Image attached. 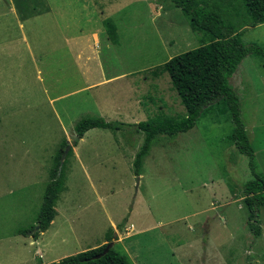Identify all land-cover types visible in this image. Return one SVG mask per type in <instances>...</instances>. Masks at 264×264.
I'll return each mask as SVG.
<instances>
[{"label": "rangeland", "instance_id": "rangeland-1", "mask_svg": "<svg viewBox=\"0 0 264 264\" xmlns=\"http://www.w3.org/2000/svg\"><path fill=\"white\" fill-rule=\"evenodd\" d=\"M196 3L264 48V24L251 26L243 0ZM204 40L169 0H0V264H53L111 242L131 264H264V207L258 236L244 191L264 177V60L246 57L229 80L254 163L217 107L186 133L158 136L140 176L135 128L92 129L75 144L86 117H185L162 66ZM66 142L57 216L35 239Z\"/></svg>", "mask_w": 264, "mask_h": 264}, {"label": "trees", "instance_id": "trees-1", "mask_svg": "<svg viewBox=\"0 0 264 264\" xmlns=\"http://www.w3.org/2000/svg\"><path fill=\"white\" fill-rule=\"evenodd\" d=\"M169 1L189 18L193 31L202 33L205 38L201 47L178 55L162 66L163 68L161 67L169 75L172 86L185 107L186 116L180 119L157 117L134 125L109 122L98 117H86L75 127L77 134L75 144L77 145L78 141L92 129L119 131L125 127L135 128L145 135L143 146L135 160V175L140 176L143 160L149 155L153 142L158 136L186 133L196 126L207 111L217 107L220 112H228L230 115V120L234 124L230 138L236 148L254 163V150L241 117L240 99L229 80L246 57L254 56L264 60V48L257 44L245 45L241 33H235L232 27L224 26L219 14L197 4L196 0ZM243 1L251 19V26L264 24V0ZM105 27L109 33L115 31L114 25L109 20L105 22ZM67 147L66 142L65 149ZM62 151L64 154V150ZM63 154L59 156V165L46 188L37 215L36 226L40 227L39 232H46L57 216L56 204L65 179L61 163ZM244 191L245 202L250 211L248 225L251 231L259 236L261 235L259 213L264 207V177L258 175L254 181L246 184ZM127 221L126 219L120 224L119 228H122ZM34 228L35 225L31 230L21 229L19 234L26 235L28 232H33ZM38 235V231H34L35 239ZM107 246L108 244H105L53 264H131L128 257L115 248L103 255Z\"/></svg>", "mask_w": 264, "mask_h": 264}, {"label": "water", "instance_id": "water-1", "mask_svg": "<svg viewBox=\"0 0 264 264\" xmlns=\"http://www.w3.org/2000/svg\"><path fill=\"white\" fill-rule=\"evenodd\" d=\"M69 150H70V145H68V149L66 150L65 155L63 156L62 162L64 161V159H65L66 155L68 154ZM39 229H40V227L36 226L35 232L38 231ZM113 246H114L113 242L108 243V246L105 249V251L103 252V255L107 254L113 248Z\"/></svg>", "mask_w": 264, "mask_h": 264}, {"label": "crops", "instance_id": "crops-1", "mask_svg": "<svg viewBox=\"0 0 264 264\" xmlns=\"http://www.w3.org/2000/svg\"><path fill=\"white\" fill-rule=\"evenodd\" d=\"M81 53H83V52H81Z\"/></svg>", "mask_w": 264, "mask_h": 264}]
</instances>
